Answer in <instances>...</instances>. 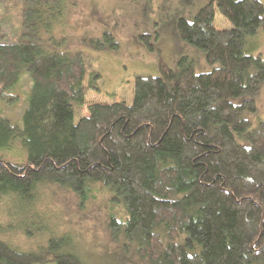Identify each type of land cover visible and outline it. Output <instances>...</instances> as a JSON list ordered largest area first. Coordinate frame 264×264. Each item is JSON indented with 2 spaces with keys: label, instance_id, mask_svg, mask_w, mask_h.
I'll list each match as a JSON object with an SVG mask.
<instances>
[{
  "label": "trees",
  "instance_id": "obj_1",
  "mask_svg": "<svg viewBox=\"0 0 264 264\" xmlns=\"http://www.w3.org/2000/svg\"><path fill=\"white\" fill-rule=\"evenodd\" d=\"M19 5L15 40L3 39L0 23V99H17L7 90L22 70L31 85L20 125L0 114V213L31 206L43 184L82 200L102 187L123 206L111 230L149 264H264V116L253 125L244 114L255 111L264 81V58L245 47L264 27L261 0H209L191 20L177 18L179 36L210 70L195 72L185 57L177 69L159 60L157 74L133 78L130 103L88 104L83 51L59 50L43 34L63 0ZM214 6L228 27H215ZM100 76L88 74V87L98 90ZM47 249L0 237V264H85L71 252L46 258Z\"/></svg>",
  "mask_w": 264,
  "mask_h": 264
},
{
  "label": "rangeland",
  "instance_id": "obj_2",
  "mask_svg": "<svg viewBox=\"0 0 264 264\" xmlns=\"http://www.w3.org/2000/svg\"><path fill=\"white\" fill-rule=\"evenodd\" d=\"M208 1L63 0L56 23L53 20L43 34L54 36L59 50L79 48L83 51L85 104L130 103L133 78L138 74H157L159 60L177 69L180 59L185 57L192 60L195 72L208 71L214 66L206 62L201 49L179 36L176 26L179 16L191 20L198 8ZM261 2L264 5V0ZM19 7V0H0L4 40L13 41L18 36ZM213 23L219 29L230 25L215 6ZM108 35L116 44H110ZM80 39H98L100 43L81 44ZM245 47L264 58V27L247 38ZM92 71H99L101 75L96 81L98 90L87 84ZM30 85L27 72L22 70L18 80L7 90L17 94V99L9 102L0 99V114L12 124H21ZM255 104V111L244 113L253 125L264 116V81ZM75 112L76 121L87 114L86 105L77 107ZM2 152L13 155L12 151ZM38 191L31 206L16 205L10 208L11 213L6 212L9 208L0 213V237L15 248L40 250L45 249L47 243L46 258H52L54 253L71 252L85 264H149L134 253L120 230H111L114 225L110 224V217L122 218L123 206L110 200L105 188H98L86 200L76 192L52 184L40 185ZM2 214L7 215L2 217Z\"/></svg>",
  "mask_w": 264,
  "mask_h": 264
}]
</instances>
